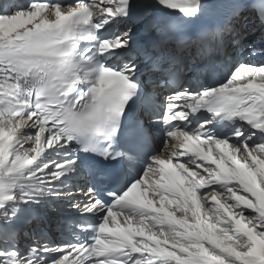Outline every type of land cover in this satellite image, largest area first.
Masks as SVG:
<instances>
[{
	"label": "snow or ice",
	"instance_id": "1",
	"mask_svg": "<svg viewBox=\"0 0 264 264\" xmlns=\"http://www.w3.org/2000/svg\"><path fill=\"white\" fill-rule=\"evenodd\" d=\"M252 29L264 0H0V264H264Z\"/></svg>",
	"mask_w": 264,
	"mask_h": 264
}]
</instances>
